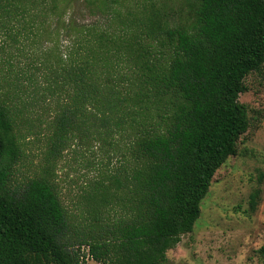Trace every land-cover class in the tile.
Returning a JSON list of instances; mask_svg holds the SVG:
<instances>
[{"label": "trees", "instance_id": "trees-1", "mask_svg": "<svg viewBox=\"0 0 264 264\" xmlns=\"http://www.w3.org/2000/svg\"><path fill=\"white\" fill-rule=\"evenodd\" d=\"M45 1V11L76 36L68 32L74 44L52 62L43 53L40 63L44 96L55 103L48 163L76 139L113 147L117 136L133 166L95 188L91 209L104 208L109 222L72 248L69 214L52 181L39 176L12 186L22 150L17 106L2 92L0 264H81L83 246L98 264H166L167 252L194 230L214 175L249 128L239 97L245 79L264 70V0H189L193 19L184 25L151 9L128 13L119 19L122 33L133 32L125 38L95 24H68L63 13L73 0ZM124 1L85 0L117 18ZM258 254L264 264V244Z\"/></svg>", "mask_w": 264, "mask_h": 264}, {"label": "rangeland", "instance_id": "rangeland-1", "mask_svg": "<svg viewBox=\"0 0 264 264\" xmlns=\"http://www.w3.org/2000/svg\"><path fill=\"white\" fill-rule=\"evenodd\" d=\"M8 1L10 5L7 2V7H0V98L4 92L17 106L15 132L22 150L11 183L20 189L32 178H49L69 214V243L76 248L78 238L97 223L105 227L109 222L104 208L91 209L95 188L101 183L108 185L111 176L131 168L132 160L125 141L116 136L113 147L76 139L57 160L48 163L51 131L47 126L55 103L43 93L40 63L43 53L49 54L52 62L66 46L74 44L76 38L70 41L68 32L76 36L64 28L66 23L62 25L58 16L45 11V0H21V6L16 0ZM70 7L63 17L73 27L95 24L123 38L133 34L132 30L121 31L124 27L119 19L128 13L132 18L151 9L174 25H184L193 19L194 11L189 0H125L119 18L100 14L85 0H73ZM121 66L120 74L128 72L127 64ZM245 84L247 91L239 101L247 107L249 128L237 143L236 155L214 175L194 230L167 252L166 264H262L258 250L264 244V70L250 74ZM95 217L98 221L93 223Z\"/></svg>", "mask_w": 264, "mask_h": 264}, {"label": "built area", "instance_id": "built-area-1", "mask_svg": "<svg viewBox=\"0 0 264 264\" xmlns=\"http://www.w3.org/2000/svg\"><path fill=\"white\" fill-rule=\"evenodd\" d=\"M80 262L81 264H98L91 255L88 246H83L81 248Z\"/></svg>", "mask_w": 264, "mask_h": 264}]
</instances>
